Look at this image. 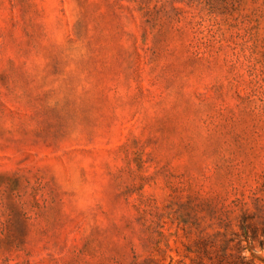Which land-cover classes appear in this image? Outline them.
Returning a JSON list of instances; mask_svg holds the SVG:
<instances>
[{
	"label": "rangeland",
	"instance_id": "rangeland-1",
	"mask_svg": "<svg viewBox=\"0 0 264 264\" xmlns=\"http://www.w3.org/2000/svg\"><path fill=\"white\" fill-rule=\"evenodd\" d=\"M0 264H264V0H0Z\"/></svg>",
	"mask_w": 264,
	"mask_h": 264
}]
</instances>
